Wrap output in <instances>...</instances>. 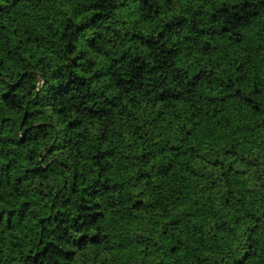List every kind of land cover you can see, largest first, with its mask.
<instances>
[{
    "label": "trees",
    "instance_id": "16d2710c",
    "mask_svg": "<svg viewBox=\"0 0 264 264\" xmlns=\"http://www.w3.org/2000/svg\"><path fill=\"white\" fill-rule=\"evenodd\" d=\"M0 264H264V0H0Z\"/></svg>",
    "mask_w": 264,
    "mask_h": 264
}]
</instances>
